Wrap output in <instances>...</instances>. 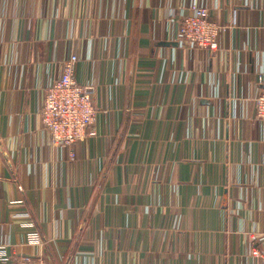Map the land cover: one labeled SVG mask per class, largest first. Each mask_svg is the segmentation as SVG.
I'll return each mask as SVG.
<instances>
[{
    "label": "crops",
    "instance_id": "crops-1",
    "mask_svg": "<svg viewBox=\"0 0 264 264\" xmlns=\"http://www.w3.org/2000/svg\"><path fill=\"white\" fill-rule=\"evenodd\" d=\"M183 1L0 0V264H264V0H203L214 53ZM75 54L99 114L71 159L41 109Z\"/></svg>",
    "mask_w": 264,
    "mask_h": 264
},
{
    "label": "built area",
    "instance_id": "built-area-1",
    "mask_svg": "<svg viewBox=\"0 0 264 264\" xmlns=\"http://www.w3.org/2000/svg\"><path fill=\"white\" fill-rule=\"evenodd\" d=\"M187 11H191L188 14ZM174 16L177 12L172 13ZM178 38L185 46L204 49L210 53L220 48L222 26L210 19V9L203 0H184L178 13ZM78 56L72 55L62 62L61 78L50 84L41 109L43 132L50 135L56 147L70 149V158H75L74 148L79 141L95 135L92 128L98 118L99 110L94 104L93 94L89 88L81 86L75 77ZM258 84L264 76L258 74ZM258 120L264 121V90H259L253 98ZM22 189V188H21ZM31 243L40 242L37 234L29 236ZM255 257H264L258 248H251ZM9 260L7 246H0V262ZM17 264H49L43 259L22 256Z\"/></svg>",
    "mask_w": 264,
    "mask_h": 264
}]
</instances>
